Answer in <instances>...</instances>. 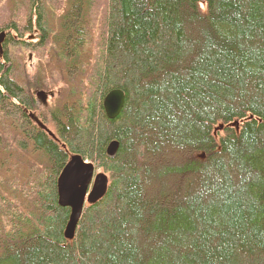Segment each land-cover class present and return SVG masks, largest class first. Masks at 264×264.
Instances as JSON below:
<instances>
[{
    "label": "trees",
    "instance_id": "obj_1",
    "mask_svg": "<svg viewBox=\"0 0 264 264\" xmlns=\"http://www.w3.org/2000/svg\"><path fill=\"white\" fill-rule=\"evenodd\" d=\"M71 1L63 18L84 32L81 20L99 2ZM108 2L87 13L98 21L102 60L59 76L61 104L49 111L59 133L51 141L62 148L51 143L49 157L30 145V132L51 131L31 97L52 78H20L21 95L12 81L25 69L21 56L7 54L16 76L0 56V147L10 154L0 157V264H264V0ZM88 82L94 97L72 102ZM113 88L125 103L108 120L101 100ZM70 154L114 179L67 241L70 209L58 203L57 178ZM15 196L31 199L28 208Z\"/></svg>",
    "mask_w": 264,
    "mask_h": 264
},
{
    "label": "rangeland",
    "instance_id": "obj_2",
    "mask_svg": "<svg viewBox=\"0 0 264 264\" xmlns=\"http://www.w3.org/2000/svg\"><path fill=\"white\" fill-rule=\"evenodd\" d=\"M21 2H23L24 4H28L29 7L25 6L23 9H21L19 2L17 0H13V3H11L10 0H0V9L4 7L3 10L0 11V34H3V39L0 43V56L3 55L5 58V61H3L2 63V66L4 67L3 72L5 70V66H6L5 64L7 60H11L7 57L8 56L7 54L13 57L19 54L21 56V62L25 69H23L19 74H17V82L15 81V77L12 79V81L15 84L16 83L21 84L22 86L20 85L19 87L21 89L24 86L25 90L22 89L24 95L26 94L27 89L25 87V82H20V78L30 79L34 75H37L38 77L40 76L43 79H45L47 75H49L52 78V81L46 83L44 91L39 90L37 93L33 95V97H31V101L35 102L34 107L41 110L42 115H46L50 122V130L52 131V133L51 131H49V133L45 136L51 140V138H53L54 136L53 133L55 135L59 134L57 129L55 128V126L57 125V121L55 120L53 121V116L51 114L52 111H49L52 110L51 107H53V110H56V108L61 104L60 93H57V87L61 81H65V80L63 79L59 80L60 79L59 76L63 73L71 74V76L73 77L80 76L81 70H85L86 65H91L94 68H96L103 58V52H100L102 36L98 29V21L95 18H91L90 25L87 26L88 29H86L84 32L77 31V29L73 26V22L71 25L66 23V20L63 17H65L66 12L72 5L71 0H53V5L46 12V16L48 15L47 17H42V13L38 8V4L39 3L42 4V0H30V1L21 0ZM7 4H9L10 6L7 7ZM83 6H84L83 10L88 9L87 2H85ZM34 7H35V11L38 13V15H40L39 18H37L33 13ZM90 10L93 16H98L99 13L102 12V9L101 8L99 9L98 6L91 7V9L87 11V13ZM60 16H62V18H60ZM9 28L12 29L17 28L18 31H15L14 34L11 35V37H8L7 36L8 33L6 30ZM20 34L22 35L24 34V37H21ZM36 35L39 36L38 38L39 40L32 38V37H37ZM47 38L49 39L53 38L56 41L55 45L53 42L54 48L51 47V44L45 42V39ZM64 38L65 40H63ZM88 48H90V50H88ZM87 50L91 52V54L86 59L83 53L86 52ZM60 52H64V55ZM77 60H78L77 66H79L80 68L75 69L73 67L70 70L66 69V67H70L69 65H71L74 61L76 62ZM18 62L20 63V61ZM21 81H23V79ZM60 85L62 88L63 84L60 83ZM86 86H87L86 88L82 89L80 95L75 96V98L72 99V102H77L80 97L86 98L88 102L90 99L94 97V95L97 92L96 86H94L90 82H88ZM89 90H90V94H88ZM40 92H42L46 96L45 99L43 97L37 96V94ZM105 96L101 100L102 108H103V101ZM41 103H43V106L45 108L42 107ZM15 107L18 108L17 106ZM60 121L65 122V120H60ZM54 140H52L51 143L59 146V148H62ZM112 142L114 143L116 141H112ZM112 142H110L107 145L106 150L107 148L110 147ZM72 154H70L71 156L69 155L68 157V162L66 164L67 166L72 161L73 158L80 157L79 154L76 155H72ZM106 155L109 159H114V158H110L107 152ZM84 163L91 164L94 166V175L91 185L88 188L87 196L90 194L91 191L90 189H92L93 182L95 180L96 175L98 174L106 175L108 178V187L110 186V184L113 181L112 179H114V177L112 178L110 174L98 168V162L93 164L90 161H84ZM52 172L53 173L55 172L54 168ZM49 176L51 177L52 173H49ZM59 177L57 178V181L59 180ZM0 191L1 192L3 191V186L1 185H0ZM25 200L26 198L21 200L20 198L16 197L12 199L11 202L18 203L22 208L24 207L25 209H27L29 206V201L27 200H31V199H27L26 201ZM99 202L100 201L96 202L95 204H89L85 202V207L83 211L90 208L93 205H96ZM0 206H3L1 204V201H0ZM3 214L8 216L11 215L8 212ZM69 217L67 223L69 222ZM67 223L65 226H67ZM64 238H65V230H64ZM66 240L72 241L73 239L72 240L66 239Z\"/></svg>",
    "mask_w": 264,
    "mask_h": 264
},
{
    "label": "water",
    "instance_id": "obj_3",
    "mask_svg": "<svg viewBox=\"0 0 264 264\" xmlns=\"http://www.w3.org/2000/svg\"><path fill=\"white\" fill-rule=\"evenodd\" d=\"M3 39V34H0V43ZM39 97L46 96L40 92L37 94ZM125 96L121 91L110 92L103 101V108L105 115L108 119L113 120L119 116L124 106ZM238 126V123H236ZM220 126L217 130H221ZM119 144L112 142L106 152L110 158H115L117 155ZM94 175V166L85 164L84 160L80 157L73 158L72 161L66 166L64 172L57 181L58 203L62 207L70 209L69 222L65 229V238L72 240L74 233L80 219L81 213L85 207V202L95 204L101 201L107 194L108 178L106 175L98 174L90 189V194L87 196L88 188L91 185Z\"/></svg>",
    "mask_w": 264,
    "mask_h": 264
},
{
    "label": "bare ground",
    "instance_id": "obj_4",
    "mask_svg": "<svg viewBox=\"0 0 264 264\" xmlns=\"http://www.w3.org/2000/svg\"><path fill=\"white\" fill-rule=\"evenodd\" d=\"M109 0H98V2H99V9L101 8L102 10H104L105 11V9L107 8V5L109 4V2H108ZM8 3V2H7ZM53 5V0H42V4L41 3H39L38 4V8L40 9V11H41V13H42V17H47L46 16V12H47V10L51 7ZM4 8V7H3ZM3 8H1L0 9V11L1 10H3ZM33 13L35 14V16L37 17V18H39L40 17V15H38V13L35 11V7H34V9H33ZM81 16V15H80ZM84 24H86L87 26H89L90 25V21H91V19H88L87 18V14H85L84 16H83V19L81 20ZM80 23V22H79ZM33 38V37H32ZM49 40V38H47V39H45V42L46 41H48ZM17 67H18V65H17V62H16V60H8V62H7V65L5 66V72L6 73H8V74H11V75H14V76H16V73H17ZM23 89V88H22ZM22 89H20V91H19V93L21 94V95H24V93H23V90ZM115 90H117V91H121V92H123L122 90H120V89H116V88H113V89H111V90H109L108 92H106V94H104V96H105V98L107 97V95L110 93V92H112V91H115ZM26 96H27V94H26ZM103 96V97H104ZM8 98H10V97H8ZM125 103V102H124ZM23 106V105H22ZM24 108V107H23ZM103 113H105V112H103ZM16 115V111L15 110H12V112H11V114H10V116H15ZM105 115V114H104ZM105 117L108 119V117L105 115ZM117 118V117H116ZM3 119H5L4 120V124H6V121L8 120V119H6V116H4V115H2L1 116V120H3ZM109 120V119H108ZM45 138V139H44ZM42 137L41 135H40V133L39 134H37V133H31L30 132V145H31V148L36 152V154L38 155V156H40V157H49V153L51 152V149L53 148L52 146H51V140L49 139V138H46V137ZM36 139L38 140V143H37V141H36ZM39 142H40V144H39ZM24 156H27L26 157V160H27V158L28 157H30L29 159H32L34 162L31 164V167L33 168V169H36V168H38L39 166H41V164H42V162L41 163H39V158L38 157H34V158H31L33 155H34V153L31 155V156H29L30 155V153H28V154H23ZM3 156V157H2ZM0 157L3 159H5V158H7V157H10V154H9V152H8V150H7V147H3V148H1L0 147ZM26 160H23L21 163H23V165H25V163H26ZM27 186L28 185H25L24 187H26L27 188ZM23 190L25 191V189L23 188ZM19 196H20V194H19Z\"/></svg>",
    "mask_w": 264,
    "mask_h": 264
}]
</instances>
